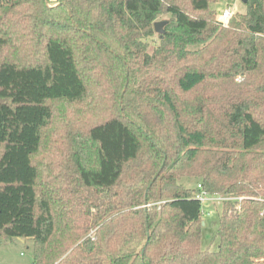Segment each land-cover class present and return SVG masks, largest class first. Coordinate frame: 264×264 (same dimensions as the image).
I'll use <instances>...</instances> for the list:
<instances>
[{"label":"trees","instance_id":"obj_1","mask_svg":"<svg viewBox=\"0 0 264 264\" xmlns=\"http://www.w3.org/2000/svg\"><path fill=\"white\" fill-rule=\"evenodd\" d=\"M165 1L0 0V241L33 264H264V0L227 25L169 0L150 52ZM56 100L90 117L41 183ZM202 191L225 198L218 250Z\"/></svg>","mask_w":264,"mask_h":264},{"label":"rangeland","instance_id":"obj_2","mask_svg":"<svg viewBox=\"0 0 264 264\" xmlns=\"http://www.w3.org/2000/svg\"><path fill=\"white\" fill-rule=\"evenodd\" d=\"M176 1L180 2L185 9L191 11V0ZM168 2L169 0L165 1V7L158 15L156 21H170L172 19V15L166 10V4ZM210 6L212 9L211 13L215 14L216 18L219 20L222 12L227 8L232 10L231 17L246 12V4L243 0H214ZM229 20L224 24L227 25ZM159 35L160 34L155 31L153 36L148 37L147 41L149 43L150 52L158 44L160 39ZM50 105L54 111V118L45 136L42 150L34 157L43 175L41 183H48L49 174L51 173L50 169L53 174L61 170L63 173L67 174L68 134L79 128L83 129L87 125L90 117L80 113L81 110H84L82 106L70 104L64 100L51 101ZM85 113L88 115L90 114L87 111ZM65 179L66 181L64 182L63 179L61 183H67V178ZM179 183L187 187H196L198 180L195 177H182ZM221 201L223 200L210 201L203 205L205 212V227L202 238L203 248L218 250L220 246V240L217 236V224L222 210ZM33 249L34 242L31 238L15 237L12 240L0 241V264H33Z\"/></svg>","mask_w":264,"mask_h":264},{"label":"built area","instance_id":"obj_3","mask_svg":"<svg viewBox=\"0 0 264 264\" xmlns=\"http://www.w3.org/2000/svg\"><path fill=\"white\" fill-rule=\"evenodd\" d=\"M232 15V10L230 8L225 9L220 17V20L223 21L224 23H227L229 18ZM197 198L200 199V201L205 204L210 201H217V200H224L225 198L222 196H217V195H210L206 191H202L197 195Z\"/></svg>","mask_w":264,"mask_h":264},{"label":"water","instance_id":"obj_4","mask_svg":"<svg viewBox=\"0 0 264 264\" xmlns=\"http://www.w3.org/2000/svg\"><path fill=\"white\" fill-rule=\"evenodd\" d=\"M243 1L246 2V0ZM167 22H168L167 20H162V21H156L154 23L155 31L159 33L161 36H163L166 32L165 25L167 24ZM203 224H205V222Z\"/></svg>","mask_w":264,"mask_h":264}]
</instances>
